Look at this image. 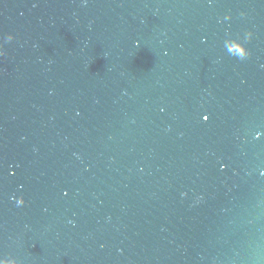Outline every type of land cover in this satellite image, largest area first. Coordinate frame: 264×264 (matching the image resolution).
<instances>
[{
  "label": "water",
  "instance_id": "water-1",
  "mask_svg": "<svg viewBox=\"0 0 264 264\" xmlns=\"http://www.w3.org/2000/svg\"><path fill=\"white\" fill-rule=\"evenodd\" d=\"M0 52V260L264 264V0H0Z\"/></svg>",
  "mask_w": 264,
  "mask_h": 264
},
{
  "label": "clouds",
  "instance_id": "clouds-1",
  "mask_svg": "<svg viewBox=\"0 0 264 264\" xmlns=\"http://www.w3.org/2000/svg\"><path fill=\"white\" fill-rule=\"evenodd\" d=\"M13 39L12 36H7L6 37V41H11ZM233 52L234 54L238 55L240 59H244L248 56V52L247 51H242L240 45L236 44L235 47L233 48ZM3 53L0 52V55H2ZM16 205L19 206L21 204V201L17 200L15 201ZM0 264H14V262H10L7 260H0Z\"/></svg>",
  "mask_w": 264,
  "mask_h": 264
}]
</instances>
